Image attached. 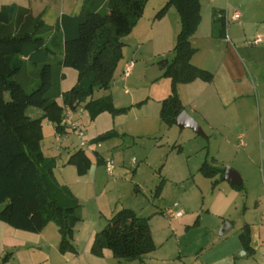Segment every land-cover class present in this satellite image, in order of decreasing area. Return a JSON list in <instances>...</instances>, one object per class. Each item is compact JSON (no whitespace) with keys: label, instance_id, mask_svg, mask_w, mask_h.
Listing matches in <instances>:
<instances>
[{"label":"rangeland","instance_id":"374dc122","mask_svg":"<svg viewBox=\"0 0 264 264\" xmlns=\"http://www.w3.org/2000/svg\"><path fill=\"white\" fill-rule=\"evenodd\" d=\"M167 1L149 0L136 28L123 39V58L114 73L111 89L96 90L93 94V99L111 95L114 107L121 112L105 111L93 118L81 106L72 113L78 130L65 129L69 134H57L52 123L43 122V152L58 159L54 171L58 181L80 196L82 221L77 224L75 234L81 238L74 242L81 258L65 263L72 256H62L51 241V249L44 246L42 252H36L34 264H97L90 250L87 253L86 245L92 234L100 232L123 208L150 218L157 244L154 255L170 256L176 260L172 264H201L200 261L226 248L239 257L243 252L237 251L241 247L239 236L250 234L251 227L255 234L258 224L262 220L264 223V0H201L202 21L192 43L198 49L196 58L204 61L200 66L210 71L214 80L207 85L205 95L202 91L195 93L187 85H182L178 93L185 111L201 125L206 137L190 129L180 130L161 119L163 102L172 92V82L163 76L159 62L174 58L181 30L175 8L163 22L157 18ZM16 2L0 0V9ZM83 2L77 3L72 14L80 13ZM54 4L49 2L50 6ZM227 10L231 13L239 10L242 18L229 20L223 35L224 28L214 22V14L225 15ZM53 15L47 17V24L53 22ZM131 63L133 69L126 75ZM64 74L62 89L68 91L78 82L79 72L67 66ZM36 84H26L27 90L31 92ZM199 94L204 97L199 98ZM27 114L37 119L43 112L29 107ZM109 133L115 136L95 141ZM79 148L93 162V172L85 177L78 176L76 168L65 161L68 150ZM98 158H118L120 163L109 174ZM204 162L221 170L235 169L243 178V189L232 187L220 174L212 179L205 177L201 172ZM234 190L241 196L222 224L221 219L207 211V206L215 196ZM176 203L185 213L202 214V227L190 230L183 238L171 231L169 211L176 210ZM230 222L234 229L221 237V229ZM205 226L210 228V233ZM254 257L263 263L264 248Z\"/></svg>","mask_w":264,"mask_h":264},{"label":"trees","instance_id":"16d2710c","mask_svg":"<svg viewBox=\"0 0 264 264\" xmlns=\"http://www.w3.org/2000/svg\"><path fill=\"white\" fill-rule=\"evenodd\" d=\"M149 0H84L80 13L63 14L54 25L42 15L34 16L28 8L7 5L0 9V222L14 229L39 234L50 223L59 228L63 255H77L75 228L82 221L81 203L73 191L55 176L57 158L45 156L42 149L43 122L52 123L60 134L67 110L86 109L95 118L100 113L121 112L111 95L93 99L96 90L109 91L114 73L123 58V39L130 35L143 16ZM174 7L180 17L181 30L174 47V58L159 62L164 77L172 82V92L163 102L161 119L175 125L185 110L178 93L181 84L196 80L212 82L214 75L193 64L198 49L192 38L201 21V0H168L157 18ZM214 22L227 23L222 12H215ZM79 72L78 82L63 91L64 69ZM36 82L29 92L26 84ZM62 101V102H61ZM29 107L43 112L33 119ZM114 133L95 141L111 138ZM99 164H104L98 158ZM68 165L79 176L86 175L93 162L80 148L70 155ZM203 175L209 179L225 170L204 162ZM159 185L157 195L160 193ZM243 189V185L236 187ZM150 218L140 217L129 208L116 212L97 232L92 253L102 256L105 249L119 262L143 261L157 249ZM244 249L252 253L250 234L240 235ZM12 253L4 257L9 260Z\"/></svg>","mask_w":264,"mask_h":264},{"label":"crops","instance_id":"0c3cea01","mask_svg":"<svg viewBox=\"0 0 264 264\" xmlns=\"http://www.w3.org/2000/svg\"><path fill=\"white\" fill-rule=\"evenodd\" d=\"M16 1L17 2L15 3V5L30 9L32 11V13L34 14V16L42 15L45 21L48 19L47 18L48 16H51L54 14L52 17L53 22H51V24H49V25H54L56 23V21L63 14L74 13L78 7L77 3L80 4V0H75V1L74 0H16ZM51 1H52V3L53 2L55 3L53 6L49 5V2H51ZM56 4H58V5H56ZM55 8L57 9V11L54 10V12L53 11L50 12L51 11L50 9H55ZM172 8H174V7H171L164 17L159 18L161 20V22H163L165 20V18H167L166 16L168 15L169 12H171ZM225 12L226 13L224 16H225L226 20H228V22H229V20L234 21L233 20V11H232V13L230 10H227ZM241 18H242V16H241ZM161 22L159 21V23H161ZM196 56L197 55L195 54L193 59H192L193 64L199 68L204 69L203 66H200V65H204V61L200 58L199 59L196 58ZM194 59L197 61L198 64H196L194 62ZM211 84H213V81L212 82H204L202 80H196L192 83L179 85L178 90L180 91V87L182 85H187V86H189V88H191L193 91H195V93L198 91H202V93H204V95H205L206 94L205 89H207V85H211ZM201 94H199V98L204 97ZM195 95L197 97V94H195ZM194 111H196V110L194 109ZM74 112H77V111H74ZM73 121H75L78 124V122L76 120L73 119ZM66 129L69 130L70 126L68 125ZM68 130H65V132H63V133L69 134ZM57 134H58V132H57ZM58 140H59V138H57V141ZM61 147H62V145H61ZM77 150H75V151H77ZM75 151H73V152H70L69 150L67 151L69 156H67L68 158L65 160L66 164H67V161H68L70 155L73 154ZM45 156H47V155L45 154ZM47 157H51V156H47ZM104 161H105V163L102 165L105 166V169L107 172H108V170L106 167V163L108 161L113 162L112 173L115 170V165L117 164V162H118V164L120 163L118 161V158L117 159L112 158L110 160L107 159ZM122 163L124 164V161H122ZM70 166H72V165H70ZM93 170L94 169H93V165H92L89 172L86 175L80 176V177L88 176V174L92 173ZM95 174H97V171H95ZM232 187H234V186L232 185ZM72 191L76 195V197L79 199V197H80L79 194L76 193L74 190H72ZM240 196H241V194L237 190L231 191L229 194H222L221 193L220 195L212 198V200L210 201L211 203H209L207 206V211L209 213H212L213 216L221 219L222 224H223L226 222L227 215L230 213L231 208L237 203ZM79 201H80V199H79ZM260 206L261 205L258 206L259 208L256 210L257 212L260 210ZM175 208H176L175 211H182L183 212L182 217H171V216H169L170 219L172 220V221H170L172 224L171 231L176 233L178 238H183V237L187 236V234L190 232V230H193L194 228L202 227V224H201L202 223V214L200 212L195 211L192 213H185V211L180 208L179 204ZM171 211H174V210H170L169 212H171ZM100 217L102 218L101 212H100ZM262 222H263V220H262ZM262 222H261V224H258L255 234H252L253 230L251 227L250 236H251V246L253 248L252 253H249L244 249L243 244H242L241 239H240V236H239L241 247L237 251H238V253L241 251H245L248 254V256L240 257V258L235 257L234 254L226 248L225 251L222 249V250L216 252L214 255L212 253L213 256L210 255V258H206L205 260L200 261L201 264H264V262L262 263L260 261V259L258 260L256 257L253 258L254 254L258 253L259 249L264 248V223H262ZM231 223L232 222H230V224ZM53 224L54 223H50L41 233L35 234V235H37V237H32L31 235H28V234H34V233H28V232H24L21 230H17V229L12 228L9 225L3 223V222H0V262L3 261L5 264H34L36 262V259H35L36 252L37 251L39 253L42 252L44 246H46L47 248L48 247L50 248L49 244L51 243V241L54 242V247L55 248L57 247L58 251H59V246H60V242H61V235L59 233V228L56 225L54 226ZM221 225L218 227L220 228ZM248 225H250V224H248ZM204 229L209 233L211 232L210 228H208L206 226L204 227ZM228 234H226L225 236H227ZM94 235H96L95 232H94V234H92L89 242L86 245V251H87V253H89V250H90V254L92 255V257L97 258L96 260H94L97 264L100 263L98 261V259L102 260V261H108L111 264H123V263H125V262H119L117 259H115L113 256V253L107 249H105L103 251L102 256L94 255L91 251L92 244H93L94 237H95ZM225 236H221V237H225ZM80 238L76 237V234H75L74 240H76V239L78 240ZM156 246H157V244H156ZM206 247L208 250H210L211 247H213V246H210V247L206 246ZM204 249H206V248H204ZM156 250L154 252H152L151 254H149L143 261L137 260V261H133V262H128V264H172V262L176 261V260L173 261L172 257H170V256L166 257V255H164V256L154 255L157 252ZM7 253H12V257L8 261L4 259V257L7 255ZM59 253H60V251H59ZM61 255L64 257L72 256V257H67L68 259L65 260V263H68L69 260H70L69 261L70 263H73V262L78 261L77 260L78 258H81V252H79V251H78L77 255H70V254H67V255L61 254ZM85 255H86V253H85ZM47 258H48V256H47Z\"/></svg>","mask_w":264,"mask_h":264},{"label":"water","instance_id":"95a60500","mask_svg":"<svg viewBox=\"0 0 264 264\" xmlns=\"http://www.w3.org/2000/svg\"><path fill=\"white\" fill-rule=\"evenodd\" d=\"M175 125L180 130L190 129V130L194 131L197 135L202 136V137H206V134H205L203 128L201 127V125L194 118H192L185 110L182 111L178 115V117L175 121ZM224 180L229 182L231 185L237 186V187L242 186L244 183L241 174L233 168H227L225 170ZM232 229H233V226L230 223H226L225 226L221 229L220 236H225ZM244 256H248V254L245 251H243L241 253L239 258L244 257Z\"/></svg>","mask_w":264,"mask_h":264},{"label":"built area","instance_id":"2783aa9c","mask_svg":"<svg viewBox=\"0 0 264 264\" xmlns=\"http://www.w3.org/2000/svg\"><path fill=\"white\" fill-rule=\"evenodd\" d=\"M241 16H242V13L239 10L233 11V20H237V19L241 18ZM226 23H228V20H226ZM132 69H133V64L131 63V65H129L127 67L126 75H129L131 73ZM72 113H73V111H71V110L66 111L63 124L66 125V127L69 125L70 128L73 130H78L77 123L75 121H73V119H72ZM80 135L82 137V133ZM84 144H85V142L83 143V145ZM106 167H107L108 172L111 174L112 170H113V162L108 161L106 163ZM177 206H178V204H175V207H177ZM169 214L171 217H182L183 216L182 211H175V212L171 211V212H169Z\"/></svg>","mask_w":264,"mask_h":264}]
</instances>
